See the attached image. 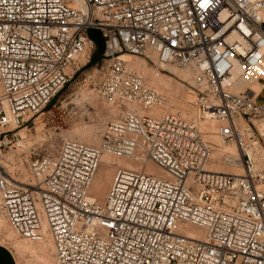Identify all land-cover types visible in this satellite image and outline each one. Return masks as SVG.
<instances>
[{
  "label": "built area",
  "instance_id": "2783aa9c",
  "mask_svg": "<svg viewBox=\"0 0 264 264\" xmlns=\"http://www.w3.org/2000/svg\"><path fill=\"white\" fill-rule=\"evenodd\" d=\"M89 28L104 38L96 94L123 109L98 145L64 138L25 181L0 164V216L26 239L46 233L52 264H264V172L249 152L264 140V0H0V154L89 62ZM150 54L192 70L193 116L147 113L165 97L122 57ZM205 122L241 174L209 167ZM103 154L143 169L117 167L100 204L88 192Z\"/></svg>",
  "mask_w": 264,
  "mask_h": 264
},
{
  "label": "rangeland",
  "instance_id": "374dc122",
  "mask_svg": "<svg viewBox=\"0 0 264 264\" xmlns=\"http://www.w3.org/2000/svg\"><path fill=\"white\" fill-rule=\"evenodd\" d=\"M123 59L128 60V62H130L131 60H134L136 62L138 61L137 65H135L136 67L132 66L131 64L129 65L132 66L134 70L144 73L147 79V83L157 89L165 97L163 103L155 106L154 108H151L150 111L147 112L148 114H152L153 112L161 115L166 112H170L180 114L187 118L188 115L189 117L191 115L193 116V93L190 83L193 73L187 70L189 72V75L191 73V75L189 76V82L187 80H182L177 75L172 74L171 70H169L166 66L157 65L156 67L154 65V61L151 58H144L140 56H125L123 57ZM87 64L80 67L72 74L69 82L61 89V91L55 96V98L43 112H41L38 116L32 118L30 122L24 126V128L26 127L25 129H16L15 132H18V134L8 135L4 139L5 147L0 154V164H3L6 169L19 180H26L29 173V164L31 162H34L35 159L42 156H54L58 150V147L60 146L61 141L64 138L75 139L94 146L98 145L107 122L116 119L123 109V107L121 106H111L106 104L105 102L100 100L96 94V87L102 77L103 70L106 66V61L100 59L98 62L90 66H87ZM138 64H141L142 67ZM144 65H146L145 68L143 67ZM172 67H174L175 69H185L183 67ZM159 76L162 77V80L165 79L164 81L172 83V85L169 87L170 90L166 89L165 91V88L159 85ZM182 91H184V93H182ZM188 93H190L191 95ZM180 94H182V96ZM185 94L189 95L188 101L185 100ZM181 97L183 98V100H181ZM180 100V103L182 104H178ZM182 101L184 102L185 107L189 106L187 108L191 110V114H189V112L185 108V110L183 108H181L183 110L179 109L181 105H183ZM263 101L264 90H262L258 97V102L261 103ZM206 123L207 122H205V124ZM203 126L205 125H202V128L204 129ZM206 135L208 136V134ZM207 136L206 138L210 142L215 140L213 142L211 154L212 158L210 160V163L213 160L212 162H214L215 164H219L222 158L231 156L234 163L236 160V163H239L238 165H236L238 168H236L241 170L239 161L240 156L235 146L226 142L225 144H220L217 136L215 135L214 139H209V137ZM218 148H220L221 150H225H223V156L225 154L226 157H223L218 153ZM253 150L254 153H257L254 160V168L264 172V140H258L256 148L254 147ZM232 151L233 155H227L229 153H232ZM260 151L262 152L261 154ZM112 158H115V160L119 161V163L121 164L120 167L138 168L134 165L136 162H133L132 160L130 161L125 160V158L117 157ZM101 164L99 165V167L101 166ZM117 167V163H114L109 167V169L114 174ZM95 175L93 178H95ZM93 180L94 179H92L90 187H92L93 185ZM90 187L89 195L91 197H94L90 191ZM0 220V222L3 221V224L0 223L2 225H0V245L5 247L10 252L15 264H52V244L48 239H44L41 241H32L22 236H18L12 232L5 218L0 216ZM18 244H21V247ZM23 244L37 247L33 250L29 249L30 251H32L30 252L29 250H25L22 248ZM40 244L42 246H40ZM38 247H40L41 250Z\"/></svg>",
  "mask_w": 264,
  "mask_h": 264
},
{
  "label": "bare ground",
  "instance_id": "6f19581e",
  "mask_svg": "<svg viewBox=\"0 0 264 264\" xmlns=\"http://www.w3.org/2000/svg\"><path fill=\"white\" fill-rule=\"evenodd\" d=\"M79 2H75V5L76 6H79ZM125 56H128V55H123V57H125ZM122 57V58H123ZM150 57H151V59L152 60H154L155 61V54H150ZM138 59V58H137ZM138 62V61H137ZM137 62L136 61H134V60H131L130 62H129V64H131L132 66H135V65H137ZM140 62V61H139ZM142 64V63H141ZM140 64V65H141ZM139 65V64H138ZM139 65V66H140ZM131 66V67H132ZM145 66L146 65H144L143 67L145 68ZM163 66H166L169 70H171V72H172V74H174V75H177L178 77H180L182 80H187V81H189V76L191 75V73H192V70L191 69H189V68H186V67H183V68H185V69H175L174 67H172V65H163ZM136 67V66H135ZM141 67H142V65H141ZM175 67H178V66H175ZM138 69H140V68H138ZM142 69V68H141ZM147 70V69H146ZM187 70H189L191 73H190V75L188 74L189 72L187 71ZM151 73V72H150ZM160 77V76H159ZM148 78V77H147ZM157 78V77H156ZM161 78V79H160ZM160 78H158V82H159V85H161V87H164V88H162V89H164L165 91H166V89L167 90H170V86L172 85V83L171 82H167V81H164V80H162V77H160ZM192 79V78H191ZM168 80V79H167ZM169 81V80H168ZM175 82V81H174ZM190 82V81H189ZM191 83V82H190ZM153 84V83H152ZM178 86V85H177ZM176 86V87H177ZM180 86V85H179ZM182 87V86H181ZM188 92V91H187ZM180 93H181V91H180ZM182 93H184V91H182ZM188 94H190V93H188ZM186 95L187 96V98H186V96H184L185 97V100H189V95ZM169 95V94H168ZM181 96H182V94H180ZM191 95V94H190ZM182 98V97H181ZM168 99V98H167ZM181 100H183V98L181 99ZM181 100L178 102V104L181 102ZM184 100V101H185ZM183 102V101H182ZM180 104H182V103H180ZM175 105V104H174ZM177 106V105H176ZM160 107V106H159ZM187 107H189V106H187ZM187 107H185V104H184V102H183V105H181V107L179 108V109H181V108H185L188 112H189V114H191L192 112H191V110H189V108H187ZM165 109V108H164ZM168 109V108H167ZM177 109V108H176ZM183 109H181V110H183ZM184 109V110H185ZM157 110V109H156ZM193 110V109H192ZM191 112V113H190ZM152 114H155V115H158V113H153L152 112ZM160 114V113H159ZM192 116V115H191ZM190 116V117H191ZM188 117H189V115H188ZM205 126H203L204 127V129L205 130H207V132H208V136L207 137H209V139H214L215 137H214V135L215 136H217L216 134H215V128H216V125L213 123V122H207L206 124L205 123H203ZM202 124V125H203ZM26 128V127H25ZM25 128H22V129H25ZM214 134V135H213ZM217 138H218V136H217ZM215 140H213V141H211L212 143L214 142ZM218 141L220 142V144H225L224 142H222L219 138H218ZM17 143V142H16ZM234 145V144H233ZM235 146V145H234ZM254 147L256 148V146H253L250 150H249V152H250V154L252 155V157H253V159L255 160V156H256V154L257 153H254ZM236 148V147H235ZM230 149V148H229ZM224 150V149H223ZM223 150H221L220 148H218V153L220 154V155H222L223 156ZM237 150V149H236ZM258 150V149H257ZM225 151V150H224ZM229 151V150H228ZM238 152V151H237ZM256 152V151H255ZM262 152L260 151V154H261ZM227 154V153H226ZM233 155V151H232V153H229V154H227V155ZM264 155V154H263ZM262 155V156H263ZM224 156H225V154H224ZM223 156V157H224ZM226 157V156H225ZM211 158H212V156H211ZM263 158V157H262ZM102 159H103V162H102V164H101V166L98 168V170H97V172L95 173L96 175H95V178H93L94 180H93V185H92V187H90V191H91V193H92V195L96 198H94V197H91L90 195H89V192H88V197L89 198H91V199H93V200H98V201H96V202H98V203H100V204H102L103 202H104V199H105V196H106V194H107V190H108V188H109V186H110V184H111V182H112V177H113V173H112V171L109 169V167L111 166V165H113L114 163H117V166L118 167H120V163H119V161L118 160H115V158H112L111 157V155H109V154H103V156H102ZM125 160H130L131 161V159H125ZM223 160V161H222ZM236 160V159H235ZM133 162H135L134 160H132ZM213 161V160H212ZM211 161V163L209 164V167L212 169V170H214V171H221V172H226V173H233V174H240L241 173V170H239V169H237L238 167L236 166V165H238L237 163H236V161H235V163L233 162V159L231 158V156L229 157H226V158H222L221 159V161L219 162V164H215L214 162H212ZM129 164V163H128ZM136 167H138V168H131V169H135V170H140V169H143V166L140 164V162H136L135 164H134ZM241 165V164H240ZM239 165V166H240ZM132 167V166H131ZM145 167H146V170L147 171H149V172H152V173H154V174H158V175H164V173L159 169V168H157L156 166H154L152 163H150V162H148L146 165H145ZM237 167V168H236ZM224 168V169H223ZM255 169V168H254ZM1 221V220H0ZM0 223H2L3 224V221L2 222H0ZM1 225V224H0ZM2 226V225H1ZM6 227V226H5ZM187 228H188V231H189V233H191L192 234V236L193 237H201L202 235V232H201V230H199V229H197V228H195V227H192V226H187ZM44 239H48L49 241H50V238L48 237V235L45 233L44 234V236L42 237V239H40L39 241H41V240H44ZM25 240V239H24ZM51 242V241H50ZM18 243V242H17ZM24 243V242H23ZM52 244V243H51ZM20 247H21V244H18ZM40 246H42L41 244H40ZM52 246V245H51ZM19 247V248H20ZM37 247V246H36ZM36 247H34V246H32V245H22V248L23 249H27V250H33L34 248L36 249ZM18 248V247H17ZM40 250H41V248L40 247H38ZM21 249V248H20ZM19 249V250H20ZM29 250V251H30ZM42 250H43V247H42ZM21 251V250H20ZM22 251H24V250H22ZM27 252V251H26ZM30 252H32V251H30ZM52 252H53V248H52ZM53 254V253H52ZM17 264V263H16Z\"/></svg>",
  "mask_w": 264,
  "mask_h": 264
},
{
  "label": "water",
  "instance_id": "95a60500",
  "mask_svg": "<svg viewBox=\"0 0 264 264\" xmlns=\"http://www.w3.org/2000/svg\"><path fill=\"white\" fill-rule=\"evenodd\" d=\"M88 37L94 42L96 46L95 54L103 55L104 53V38L101 32L95 28L87 30ZM0 264H15L10 252L0 245Z\"/></svg>",
  "mask_w": 264,
  "mask_h": 264
},
{
  "label": "trees",
  "instance_id": "16d2710c",
  "mask_svg": "<svg viewBox=\"0 0 264 264\" xmlns=\"http://www.w3.org/2000/svg\"><path fill=\"white\" fill-rule=\"evenodd\" d=\"M101 58H102L101 55H97V54H95V52H94V53L92 54V57H91L89 63L87 64V66H90V65H92V64H94V63H96V62H98Z\"/></svg>",
  "mask_w": 264,
  "mask_h": 264
}]
</instances>
